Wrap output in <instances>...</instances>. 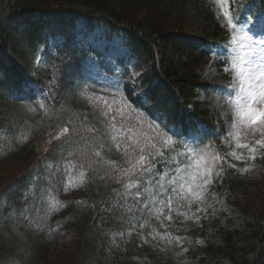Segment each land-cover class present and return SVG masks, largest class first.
Returning <instances> with one entry per match:
<instances>
[{"label": "trees", "instance_id": "trees-1", "mask_svg": "<svg viewBox=\"0 0 264 264\" xmlns=\"http://www.w3.org/2000/svg\"><path fill=\"white\" fill-rule=\"evenodd\" d=\"M229 7L234 23L239 25L249 15L254 20L264 16V0H229ZM222 12L216 0H0V64L11 73L9 79L0 82V167L27 165L20 177L0 189V223L8 236L0 251V264L11 256H18L22 263L25 258L28 264H54L55 258L43 240L30 232L29 220L31 216L37 219V208H30V216L26 208L32 204L33 184L49 187L57 194L58 187L64 188L65 179L59 181L56 176L60 173L58 165L69 164L72 174L79 177L73 165L80 163L78 153L83 144L54 138L64 123L71 119L85 137L106 131L105 121L96 119L86 99L90 86L123 90L130 101L148 92V111L138 114L164 129L190 128L199 140L225 154V123L213 96L217 84L207 77L216 65L211 53L219 49L226 54L231 41L232 29ZM92 31L111 41L119 39L126 49V57L119 59L122 69L118 85L83 74L88 60L100 58L102 70L116 75L105 63L103 52L81 47L79 38L88 37ZM38 57L43 67L36 72L33 64ZM61 68L64 84L81 75L74 93L65 95L54 87L49 90ZM23 78L35 83L22 88ZM91 127L99 131L89 133ZM199 127L206 128L209 136H202ZM49 139L52 142L45 151L38 149ZM104 143L107 150L83 177L80 195L74 199L71 193L75 191L59 193L64 201L53 219L85 244L91 238L103 239L119 227L120 213L113 206L112 196L127 176L118 169L135 162L132 155L129 159L114 156L115 142L110 134ZM223 164L227 166L226 160ZM158 168L162 169L161 165ZM238 184L229 182L232 194L239 189ZM230 202L247 213L238 202ZM215 220L205 224L217 226ZM17 224L19 233L15 234ZM207 229L204 242L191 250L197 264H264L263 219L247 222L245 233L219 225L213 234ZM19 245L29 248L24 258L20 252L26 249ZM119 255L113 249L115 261Z\"/></svg>", "mask_w": 264, "mask_h": 264}, {"label": "rangeland", "instance_id": "rangeland-1", "mask_svg": "<svg viewBox=\"0 0 264 264\" xmlns=\"http://www.w3.org/2000/svg\"><path fill=\"white\" fill-rule=\"evenodd\" d=\"M216 1L219 4V0ZM221 10H229V0ZM252 34L259 38V32L252 31ZM79 43L82 44L81 47H91L99 53L103 52L106 58L105 63L109 65L110 69H114L116 75L107 74L103 71L104 69L102 70L101 65L98 64L101 61L100 58L88 60L83 74H86L87 77L95 75V79H109L114 85H118V77L122 69L119 59L123 56L126 57V49L122 42L119 39L108 40L106 36L97 31H92L88 37H80ZM56 45L57 43L52 46V50L55 49ZM228 49L226 54L220 53L219 49L215 50L217 53L215 55L216 65L207 74L208 79L215 80L217 84V92L213 96L220 109L221 118L225 123L223 149L226 152L225 154L221 153V150L218 151L217 148L204 142L208 147L204 149L203 156L207 159L216 154L226 160L227 166L221 165L220 161H217L213 169L215 173L214 183L208 185L204 193V202L200 205L204 211L197 212L195 204L189 208L186 201H176L172 205L174 209L171 214L172 219L168 220L164 215L158 214L159 205L144 208L140 201L133 198L136 189L127 188L126 184L136 183V177L127 176L122 182V188L115 191L112 196L113 206L117 207L120 213L119 220L121 223L119 227L114 232L106 233L103 239L91 238L85 244L84 239H80L75 233L68 232L64 226L53 220L57 216L56 212L59 211L62 201H64L59 193H67L70 190L75 191L71 193L75 195L72 196L75 199L76 194L80 195L79 193L83 191L82 185L84 182L83 178L72 174L69 164L58 165L60 173L56 176L59 177V181L62 178L65 179L64 188L58 187L59 192L57 194L54 191L52 193L49 187L47 189L44 186L38 187L33 184L30 200L32 204L29 205V208H26L29 216L31 215L30 208H33L34 205L37 208L39 214L37 219L31 216L29 220L30 232L43 240L49 253L55 258L54 264H197V260L191 256V250L195 251L204 242L203 234H205L204 229L207 227L208 234H213L218 225L245 233L247 222L258 219L264 220V158H261L258 153L256 160L247 159V163H237L235 168L229 167L228 163V161H231L230 153L239 151L235 148V135L229 139V132L240 131V142H249L245 130L246 125L240 121L236 111L235 100L239 90V78L234 72L225 71L226 65L231 68ZM255 59L259 61L260 57L257 56ZM42 65L43 61L38 57L33 64V69L38 72L42 69ZM252 67L257 73L264 71V66L257 67L253 64ZM103 88L107 89L104 86H95V88L90 86L85 91V94H87L86 99L94 112L93 114H96V119L99 120H104L100 109L97 107L98 104L100 108L103 107L100 103V97L120 100V94L117 90L105 91ZM234 123L237 124L236 130L232 128ZM154 124L145 118V128L149 125L155 128ZM51 142L52 139H49L38 149L45 148L43 150L45 151L51 145ZM113 148L115 157L119 159H122L121 156L126 159L130 158V155L117 150L115 146ZM177 151L183 152L184 149L181 146ZM172 155H175V153ZM248 156L249 153L245 150V157ZM180 159L185 158L181 157ZM160 165L163 169L164 162L162 161ZM26 167L25 163H12L0 167V189L8 182L20 177ZM245 168H247V171L244 170ZM144 179L147 181L148 177L145 176ZM69 180H71V183H68ZM231 181L239 182V189L235 194H232L229 189V182ZM144 186L148 185L145 184ZM150 200L151 198L144 202L148 203ZM230 201L238 202L243 209H247V213ZM163 211H168L167 206L164 207ZM213 218L218 221L217 226L205 224V220L212 222ZM14 233H19L18 224L14 225ZM7 237L0 223V247L2 248L0 251L4 250L3 241ZM19 246L23 249L27 247L26 245ZM28 249L20 252L23 254V258L24 254L28 253ZM113 249L120 252L119 260H114ZM17 257H9V261H6L5 264H28V259L24 258L25 262L22 263L21 259Z\"/></svg>", "mask_w": 264, "mask_h": 264}, {"label": "snow or ice", "instance_id": "snow-or-ice-1", "mask_svg": "<svg viewBox=\"0 0 264 264\" xmlns=\"http://www.w3.org/2000/svg\"><path fill=\"white\" fill-rule=\"evenodd\" d=\"M227 3L228 0H219L221 8ZM222 15L226 17V23L232 29L228 49L231 68L226 65L225 71H232L239 78L236 111L240 121L246 125L245 130L249 137V142L242 143L240 131L228 134L229 139L235 135V148L239 150L232 151L231 161H228L229 167L235 168L237 163H247V159L256 160L258 153L264 158V71L257 73L252 67L253 64L257 67L264 66V17L254 20L249 15L245 23L239 25L238 22L234 23L230 7L229 10L223 11ZM253 29L260 33L259 38L252 34ZM211 54L217 55L216 52ZM257 56L260 57L259 61L255 59ZM68 59L70 58H66V61ZM10 76V71L0 64V82L9 79ZM63 80L64 71L61 68L58 69L56 83L49 90L54 87L58 92L63 91L65 95L74 93L80 86L78 82L81 75H77L69 84H64ZM29 83L35 81L23 78L20 87L26 88ZM119 94V101L104 96L99 98L103 107L100 108L99 104L97 107L107 126L106 131L99 136L85 137L81 127L71 119L60 127L55 139L60 140L63 137L70 144L77 142L83 144L78 153L80 163L73 165V170H78L81 178L86 177L88 170L93 167L94 160L101 157L102 151L107 150L104 137L110 134V139L115 142L117 150L134 157L135 162L131 167L118 171L124 176L136 177V183H128L126 187L136 189L133 198L140 201L144 208L159 205L158 214L164 215L168 220L172 219L171 214L174 211L172 205L176 201H186L189 208L195 204L197 212L204 211L200 205L204 202V193L208 185L214 183L213 169L218 160L223 165L225 159L216 154L205 159L203 152L208 145L199 140L190 128L180 126L164 129L159 123L155 124V128L151 125L145 128V118L138 113L148 111L147 105L151 101L148 92H143L136 101L128 100V94L123 90H120ZM50 99L56 100V97L51 96ZM232 128L236 130L237 124L234 123ZM197 130L202 136H209L206 128L199 127ZM87 131L95 134L99 129L91 127ZM178 141H182V144ZM181 146L184 151H177ZM245 150L249 153L247 158ZM173 153L175 155H172ZM181 157L185 159H180ZM162 161L164 168L160 169L158 165ZM244 170L247 171V168ZM145 176L148 177L147 181L144 179ZM68 183H71V180ZM145 184L148 186H144ZM149 198L151 200L145 203L144 201ZM165 206L168 208L167 212L163 211Z\"/></svg>", "mask_w": 264, "mask_h": 264}]
</instances>
